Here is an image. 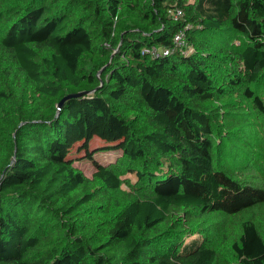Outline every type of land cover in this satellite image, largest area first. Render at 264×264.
Returning a JSON list of instances; mask_svg holds the SVG:
<instances>
[{
  "label": "trees",
  "instance_id": "16d2710c",
  "mask_svg": "<svg viewBox=\"0 0 264 264\" xmlns=\"http://www.w3.org/2000/svg\"><path fill=\"white\" fill-rule=\"evenodd\" d=\"M0 52V264H228L217 214L264 264V191L226 155L264 119V0H0ZM76 144L119 156L86 177Z\"/></svg>",
  "mask_w": 264,
  "mask_h": 264
},
{
  "label": "rangeland",
  "instance_id": "374dc122",
  "mask_svg": "<svg viewBox=\"0 0 264 264\" xmlns=\"http://www.w3.org/2000/svg\"><path fill=\"white\" fill-rule=\"evenodd\" d=\"M4 67H7L10 73H17L12 69L13 66L9 62V56L4 52H0V69ZM239 96L240 90L232 96H222L221 100H240L241 98ZM246 134L249 137L251 151L248 153L244 152V154L242 153L241 155L237 153L238 151L227 149L226 155L237 157L235 160H237L238 163H236L234 167L228 163V167L233 171L236 170L233 172V175H235L234 177L238 178L241 183L264 191V119H254L250 128L246 130ZM100 144L101 141L95 138L92 140L90 147ZM78 145L79 144H76L73 147L72 153L69 157L74 159L73 166L75 169L83 173L86 177L91 176L95 165L103 164L108 166L114 164L116 162V157L119 156L113 152H99L93 156L95 162L85 160L82 158L84 155L83 151L78 150ZM235 154L238 155L235 156ZM127 165L133 167L132 163L126 162H124V164L116 165L121 168L118 170V175L122 182L120 185L121 191L131 190V186L135 181L132 174H128L127 171L123 170ZM210 223L211 226L215 227V230L213 231V247L221 253L222 257L227 260L228 264H239L231 249L235 231L232 228L229 219L223 215L217 214L210 219Z\"/></svg>",
  "mask_w": 264,
  "mask_h": 264
},
{
  "label": "built area",
  "instance_id": "2783aa9c",
  "mask_svg": "<svg viewBox=\"0 0 264 264\" xmlns=\"http://www.w3.org/2000/svg\"><path fill=\"white\" fill-rule=\"evenodd\" d=\"M181 16H182V12L180 10H177V11L174 12V18H178V17H181ZM182 41H183V34L182 33L175 34L174 43L175 44H181ZM158 51L159 50L157 48H154V47L150 48V49L143 50L144 53H150L152 55H157ZM163 53L166 54L167 51H164Z\"/></svg>",
  "mask_w": 264,
  "mask_h": 264
},
{
  "label": "water",
  "instance_id": "95a60500",
  "mask_svg": "<svg viewBox=\"0 0 264 264\" xmlns=\"http://www.w3.org/2000/svg\"><path fill=\"white\" fill-rule=\"evenodd\" d=\"M80 94H83V93H77V94L69 95V96L77 97V96H79ZM62 102H63V99L58 103V108L62 105Z\"/></svg>",
  "mask_w": 264,
  "mask_h": 264
}]
</instances>
